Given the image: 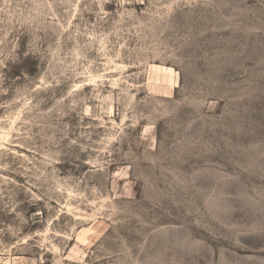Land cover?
<instances>
[{"label":"rangeland","instance_id":"obj_1","mask_svg":"<svg viewBox=\"0 0 264 264\" xmlns=\"http://www.w3.org/2000/svg\"><path fill=\"white\" fill-rule=\"evenodd\" d=\"M0 264H264V0H0Z\"/></svg>","mask_w":264,"mask_h":264}]
</instances>
